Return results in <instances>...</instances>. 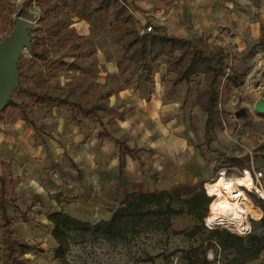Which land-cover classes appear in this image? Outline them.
Returning <instances> with one entry per match:
<instances>
[{"label": "rangeland", "instance_id": "rangeland-1", "mask_svg": "<svg viewBox=\"0 0 264 264\" xmlns=\"http://www.w3.org/2000/svg\"><path fill=\"white\" fill-rule=\"evenodd\" d=\"M22 2L12 0L16 12L14 21L20 17L34 24L31 37L42 49L49 50L53 61L38 62L32 58L30 48L23 49L18 64L25 73L24 86L40 85L55 96L84 105L104 103L109 110L101 114L102 120L115 138L126 140L134 148L153 150V153L141 154L139 161L128 159L124 174L119 175L118 149L113 142L98 139L101 126L96 120L81 118L80 123H76L69 109L46 108L26 96L17 97L18 103L27 106L40 132L18 119L12 110L6 121L0 122V173L12 171L16 178L12 195L29 221L25 223L17 210L9 207L13 228L16 237L42 249V252L27 254L19 251L17 258L23 264H59L55 259L57 246L51 235L53 225L47 220L51 213L63 211L97 224L109 220L112 210L125 201L130 192L167 190L171 184L187 180L203 183L205 188L222 171L231 178L251 167L264 173V116L242 100L235 108L230 107L235 93L246 84L257 66L258 55L264 60V41L253 32L259 26L264 27L261 4H258L260 8L256 4L255 11L246 1L248 7L246 4L243 7H247L248 23L222 28V35L215 41L206 38L209 43L221 44L229 51L228 62L241 78L229 92L225 90V125L217 131L214 148L226 159L245 161L246 166L232 167L228 163L219 170V163L204 162L200 166L197 162L200 153L197 145L204 141L206 120L197 105L198 91L203 88L202 78L195 79L188 103L183 106L188 88L171 85L174 74L168 72L165 58L154 73V83L146 82L139 72L133 74V65L123 60L117 47V37L108 16L91 17L81 4L71 6L70 0L67 4L63 0H51L45 9L33 4L24 11ZM146 28L147 25L141 26L142 30ZM13 29L7 22L0 24V44ZM60 61L76 63L80 70L63 67ZM254 85L256 89L261 86L253 96L255 105L257 101H264V71ZM239 114L244 118H239ZM136 134L146 141L140 142ZM209 157L216 158L215 154ZM175 166L180 171L175 169L173 174H168ZM184 170L189 174L186 179L182 176ZM59 194L62 196L57 200ZM253 199L257 203V199ZM145 223H130L123 227L121 236L112 239L76 236L68 253V264H187L180 254L167 260L164 256L207 240L206 234L190 239L170 234L162 222ZM194 225L190 215L172 220V230H191ZM207 254L210 259L216 257L214 250H208ZM2 255L0 233V264ZM149 256L154 260L148 261ZM226 258L220 254L215 264H222Z\"/></svg>", "mask_w": 264, "mask_h": 264}, {"label": "trees", "instance_id": "trees-1", "mask_svg": "<svg viewBox=\"0 0 264 264\" xmlns=\"http://www.w3.org/2000/svg\"><path fill=\"white\" fill-rule=\"evenodd\" d=\"M50 1L23 0L21 9L24 11L33 4H36L40 9H45ZM67 1L63 0L66 4ZM70 1L71 6L81 4L84 11L89 12L88 15L91 17L105 15L111 19L117 37V47L122 53L123 60L133 65V74L139 72L149 84L154 83V73L158 71L161 59L165 58L168 72L174 74L171 85L173 87L187 86L188 88L183 106L188 103L190 89L195 79L202 78L203 88L198 91L197 105L205 114L206 120L203 127L204 141L198 143L197 149L205 163H219V170L226 168L227 166L224 165H228V163L232 167L235 165L246 166L245 161L237 158L226 159L221 151L214 148L217 131L222 130L225 125L223 109L225 90L229 92L231 86L237 85L241 80L237 71L228 62L230 57L228 50L218 44L209 43L205 37L186 40L170 36L168 30L161 26H152L153 32L147 33L138 28L135 10L128 0ZM15 13L12 0H0V24L7 22L15 29L13 19ZM14 29L11 30L10 35ZM261 40L264 41V28L261 29ZM31 44L30 53L34 60L53 62L49 50L42 49L33 37ZM59 64L71 70H80V66L76 63L60 61ZM18 69L20 87L14 91L11 100L0 113L1 123L6 121L8 112L12 110L18 119L29 123L40 134L34 119L28 114L27 106L16 101L17 97L26 96L33 103L42 107L71 110L73 112L72 119L76 123H80L81 118L96 120L101 126L98 139L114 142L118 148V173L120 175L124 174L128 159L139 161L141 154L153 153V150L132 148L127 141L117 139L111 134L101 116L109 110L104 103L96 102L84 105L66 97L55 96L49 89L45 90L40 85L24 86L25 73L20 63ZM228 70L232 71L230 75H228ZM239 118H244V116L239 114ZM194 133L198 135L196 130ZM43 144L47 147L46 143ZM209 154H215L216 158L211 159ZM70 162L73 168L77 169L71 160ZM208 185L209 183H207V187ZM15 186L16 178L10 169L0 173V233L3 246L1 264H23L17 258L19 251L25 254L33 251L42 252V249L16 237L9 207L15 208L25 223L29 221L27 213L21 209L17 198L12 195ZM61 196L59 194L57 200H60ZM210 202L211 199L206 195L204 184L190 182L177 184L167 190L130 193L125 201L112 210L109 220H102L97 224L82 221L63 211L51 213L47 216V220L53 225L51 235L57 246L55 259L59 264H68V253L76 236L90 235L112 239L121 236L123 227L130 223L139 221L149 225V223L153 224L157 221L162 222L165 225V230L172 235H185L190 239L207 235L206 243L203 241L188 250L175 249L169 255L164 256L165 260L178 254L187 264H215V260L220 254L227 257L222 264H250L258 260L264 254V217L260 223L254 225L252 234L245 238L227 231L209 230L205 225V219ZM261 208L264 213V201H262ZM182 215H190L194 219L195 225L191 230H172V220L174 217ZM210 249L214 250L215 259L208 257L207 251ZM147 260L153 261L154 259L149 256Z\"/></svg>", "mask_w": 264, "mask_h": 264}, {"label": "crops", "instance_id": "crops-1", "mask_svg": "<svg viewBox=\"0 0 264 264\" xmlns=\"http://www.w3.org/2000/svg\"><path fill=\"white\" fill-rule=\"evenodd\" d=\"M128 1L131 4V6L134 8L135 13L137 14L136 17L138 20L139 29H141V26H146V25L147 26L151 25L154 27L161 26V27H165L168 30V34L170 36H174L176 38L194 40V39H200L205 36V38H209L210 42L211 40L215 41V39H217L219 36L222 35V28L233 27V24L240 27V26H244L245 23H248L249 19L245 13L248 7L246 1H249L248 5L251 6L253 5L252 8L255 11L257 10L256 4L257 6H259L258 4H261L262 9L264 8V0H128ZM245 4L247 7H243ZM254 19L255 18L253 16V20ZM139 21H141L140 24ZM262 28L264 27L259 26L257 30L254 29L253 30L254 36L260 35V39H261ZM218 45L222 46L221 44ZM136 138L140 142L146 141L145 139L142 138V135L139 138V135L136 134ZM168 142L172 143L170 140H168ZM43 143L46 142L43 141ZM137 148H141V147H137ZM197 162L200 164V166H203L204 164V160L201 157L200 153L198 154ZM262 164L264 171V163ZM175 169H178V171H180L179 167L175 166V168H173L171 172H168V174L169 173L173 174ZM188 175L189 174H187L184 170L182 176L186 179L188 178ZM189 182L190 181L187 180L186 182L183 183H189ZM178 184H182V183H178ZM175 185L177 184H171L166 189H170ZM254 217L258 218V216H254ZM250 264H264V254L261 255L258 260Z\"/></svg>", "mask_w": 264, "mask_h": 264}, {"label": "built area", "instance_id": "built-area-1", "mask_svg": "<svg viewBox=\"0 0 264 264\" xmlns=\"http://www.w3.org/2000/svg\"><path fill=\"white\" fill-rule=\"evenodd\" d=\"M143 31L152 33V26L147 27ZM230 74L231 71L228 70V75ZM217 178L223 179L224 182L221 185H215V193L211 194V190L207 187V184L205 185L206 195L211 199L205 219L206 227L209 230L227 231L242 238L249 236L253 232L254 225L260 223L264 217L260 206V203L264 201V173L251 167L245 169L242 174L235 178L227 177L226 171L219 173ZM219 195L223 200H227L233 206H238L241 214L246 217L245 220L248 226L242 227V233L236 227V230H234L235 223L239 221V219H235L234 215L228 213L226 209L213 210L214 203L220 198ZM253 198L257 199V203L254 202ZM248 206H251L258 212V218L260 217V220H257L249 212L247 209ZM214 214L216 215V219L211 218Z\"/></svg>", "mask_w": 264, "mask_h": 264}, {"label": "water", "instance_id": "water-1", "mask_svg": "<svg viewBox=\"0 0 264 264\" xmlns=\"http://www.w3.org/2000/svg\"><path fill=\"white\" fill-rule=\"evenodd\" d=\"M34 28L32 22L18 17L15 30L0 44V113L20 87L18 60L23 49L32 47L30 33ZM255 111L264 116V101L256 103Z\"/></svg>", "mask_w": 264, "mask_h": 264}, {"label": "bare ground", "instance_id": "bare-ground-1", "mask_svg": "<svg viewBox=\"0 0 264 264\" xmlns=\"http://www.w3.org/2000/svg\"><path fill=\"white\" fill-rule=\"evenodd\" d=\"M263 71H264V60L260 57V55H258L257 66H255V69L253 73L249 76L248 81L247 82L245 81L246 84L244 83L245 85L243 87L241 86L242 88H239L237 92L235 93L234 97L232 98L230 102L231 108H235L239 100H242L244 103L249 104L252 107V109L255 108V105L258 101L254 105L253 96L257 90H261V86L256 89L257 84L256 85L254 84L255 82L258 81ZM250 97L252 98V101L250 100ZM223 182L224 180L219 179V178L213 180L212 183L210 182L208 185V188L211 190L210 193L211 194L215 193L216 192L215 185L217 184L221 185V183ZM219 197H220L219 198L220 200L218 199L219 202L217 200L216 203H214L213 210L215 211V210H220V209H226L228 213H231L232 215H234L235 219H239V221L235 223L236 225L234 226V228L236 227L238 231L242 233V227L248 226L245 220L246 217L241 214L240 209H238V206H233L227 200H223L220 195ZM247 209L253 216H258V212L254 210L251 206H248ZM211 218L216 219V215L214 214ZM236 228L234 230H236Z\"/></svg>", "mask_w": 264, "mask_h": 264}]
</instances>
